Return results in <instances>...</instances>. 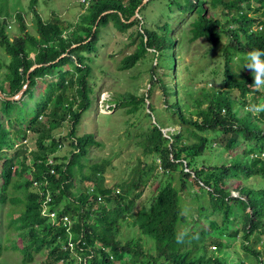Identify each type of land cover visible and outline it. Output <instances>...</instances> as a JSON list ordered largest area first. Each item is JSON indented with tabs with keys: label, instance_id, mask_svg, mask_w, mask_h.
<instances>
[{
	"label": "trees",
	"instance_id": "obj_1",
	"mask_svg": "<svg viewBox=\"0 0 264 264\" xmlns=\"http://www.w3.org/2000/svg\"><path fill=\"white\" fill-rule=\"evenodd\" d=\"M152 1L93 0L74 24L56 15L44 19L37 0H31L36 33L28 30L22 10L12 15L5 10L6 4H0V45L11 56L6 79L0 82L4 94H0V208L5 211L11 206V231L4 229L0 218V258L9 241L23 254L24 264L33 262L36 252L46 253L47 264L73 263L72 252L66 249L70 239L66 228L41 214V195L34 181L47 178L52 210L72 218L73 240L83 248V256H91L88 264H264V184L247 183L253 178L264 181V113L254 116L246 111L248 105L264 102V90L251 86L250 70L234 73L246 63L250 50H264V0H172L182 14L193 17L192 42L206 39L215 48L223 38L228 39L222 47V83L201 87L195 96L175 82L178 54L173 49L180 42L174 22L147 25L145 10ZM141 5L139 16L132 19ZM220 7L224 16L217 17L213 12ZM10 18L20 24L21 32L14 37L8 32ZM177 20L181 23V16ZM111 24L122 34L132 30L129 38L135 49L121 59V70L133 68L150 51L156 60L148 93L122 95L116 105L130 114L146 101L152 108L153 88L158 85L181 130L166 134L155 123L142 134L144 154L154 156L152 165L143 169L144 180L116 184L120 187L117 192L105 185V164L96 162L92 172L83 175L94 192L86 185L78 191L74 182L77 162L89 153L90 145H102L95 134L80 136L78 127L93 100V62L99 55L101 32ZM36 64L39 66L30 71ZM29 71L23 95L8 99L23 89ZM169 77L173 85L166 82ZM37 86L42 87L40 95ZM35 94L39 100L31 108ZM27 111H34L28 119ZM66 125L67 135H57ZM187 135L196 141H188ZM67 138L74 149L68 162L60 161L63 157L56 153ZM30 139L33 147L27 145ZM215 142L228 152V158L208 164L203 157ZM9 151L13 154L5 157ZM199 158L203 159L200 164ZM158 160L169 181L155 183L153 194L142 199L143 187L151 182ZM177 172L179 187L174 184ZM191 178L197 180L202 192L198 194L205 198L199 211L200 215L207 212L208 223L181 231L179 226L186 222L181 193L188 189ZM233 190L239 195H232ZM130 221L153 240L152 250L145 247L141 236L126 241L118 238L123 224ZM185 233L184 242L177 243V235Z\"/></svg>",
	"mask_w": 264,
	"mask_h": 264
},
{
	"label": "rangeland",
	"instance_id": "obj_2",
	"mask_svg": "<svg viewBox=\"0 0 264 264\" xmlns=\"http://www.w3.org/2000/svg\"><path fill=\"white\" fill-rule=\"evenodd\" d=\"M183 2V0H177ZM31 0H0V4H6L5 10L15 14L16 11H23L28 30L36 33V24L34 23V14L30 7ZM171 3V4H170ZM37 10L44 19H51L58 16L67 23H76L79 16L84 12L78 0H37ZM212 13V11H211ZM217 17L224 16V11L220 7L213 12ZM148 19L147 25L155 27L162 24L166 20L174 22V34L178 41V47L173 49L177 52L176 58V83L183 85L193 96L199 94L201 87L212 88L217 86L216 81H220L221 74L225 68V59L222 53V47L228 42L227 38H223L219 47H213L206 39H199L192 42L190 40L192 16L184 15L178 6L172 4V0H153L149 7L145 10ZM181 16V23L177 18ZM11 20V18H10ZM13 21V22H12ZM8 32L14 37L20 34L19 22L14 18L9 22ZM129 30L126 34H122L116 30L111 24L101 32V40L99 42V55L93 62L94 75L91 84L94 87L93 100L91 106L83 113L81 123L78 127L80 136L95 134L97 141L102 143L101 146L95 144L90 145L89 153L80 158L75 167L74 182L75 188L81 191L85 185L94 188L91 182L84 181L83 175L92 172V164L98 162L105 164L104 177L105 185L114 187L118 191L116 184L127 183L131 180H144L143 169H148L152 165L154 156L144 154L143 133L152 128L155 123L162 126L166 134L175 133L181 130V125L174 118L172 111L167 108L162 88L158 85L153 88V99H151V107L149 101H146L136 113H127V108L117 106L116 99L122 95L133 93L138 96L147 94L150 89L152 78L151 68L156 63L154 54L150 51L140 60L136 66L129 70H121L119 68L121 59L131 53L135 49V45H131ZM11 56L0 45V82H4L8 73L7 63ZM236 61H238L236 59ZM163 70V69H162ZM161 70V71H162ZM171 72V71H170ZM170 85L174 84L171 77L166 79ZM41 86H37L36 92L41 94ZM238 95V92L234 93ZM183 98H188V94H183ZM39 100L35 94L31 101V108ZM110 106V107H109ZM34 111H27V119ZM69 126L66 125L57 133L59 136H66ZM190 142L196 141L194 136L187 135ZM33 140H28V147H33ZM74 148L70 145V139L60 147L56 153L60 161L67 160ZM12 152V151H11ZM6 152L5 157H10L13 153ZM207 163H221L228 158V152L223 151L218 142L213 147L208 148L206 156ZM143 161L144 164H140ZM203 159L199 158V164ZM146 165V168H143ZM3 167V161L0 160V173ZM163 169L158 160L157 169L151 176V182H146L142 199L149 198L153 194L154 185H164L169 181L168 175L162 173ZM174 184L180 186V177L177 172ZM249 185L256 187L263 186L264 181L259 178H253L247 181ZM198 193H202L200 187L197 186V180L191 178L189 180L188 189L181 193V206L184 209L186 222L179 226V230L187 231L193 226L198 225L202 228L206 226L208 220L204 215H200L199 207L204 205L205 198ZM232 195L238 196V191H232ZM139 200V205L141 200ZM207 199V197H206ZM10 204L5 211L0 208V218L4 229L11 231L8 227V213ZM138 207V206H137ZM18 214V212L16 213ZM233 226H231V229ZM15 233V231H12ZM16 236V235H15ZM142 237L146 248L152 250L153 240L140 232V230L132 224L124 223L123 229L119 233L118 238L121 241L130 240L135 237ZM21 243V239H18ZM241 239L235 244H240ZM9 248L4 252L0 261L3 264H24L23 254L20 250L14 249L11 242H7ZM236 247V246H235ZM234 247V248H235ZM233 250V248L231 249ZM232 251L231 256H233ZM49 258L46 253L36 252L35 260L27 264H47ZM57 264V263H56ZM62 264V262L58 263ZM73 264V263H72ZM75 264V262H74Z\"/></svg>",
	"mask_w": 264,
	"mask_h": 264
},
{
	"label": "clouds",
	"instance_id": "obj_3",
	"mask_svg": "<svg viewBox=\"0 0 264 264\" xmlns=\"http://www.w3.org/2000/svg\"><path fill=\"white\" fill-rule=\"evenodd\" d=\"M80 4V3H79ZM81 5V4H80ZM82 6V5H81ZM90 7V6H89ZM88 7V8H89ZM87 8V9H88ZM82 9L83 11H86L87 9H84L83 6H82ZM245 60H246V63L238 70V71H234V73L236 75H239L240 74V71L241 69H247V70H250V74L253 78V82L251 83V86L254 88V89H257V90H264V50H261V49H253V50H250L246 56H245ZM217 84H220L222 83V81H216ZM15 96H18L15 95ZM110 107V106H109ZM247 112H250L252 115L254 116H258L260 115L261 113H264V102H261V103H254V104H250L248 105L247 109H246ZM6 153V152H5ZM50 161H52L53 163V160L50 159ZM49 161V163H51ZM54 170V169H52ZM51 170V171H52ZM52 173V172H51ZM55 173V171H54ZM45 180H48L47 178ZM44 180V181H45ZM39 181V180H38ZM49 181V180H48ZM49 185H50V182H49ZM35 186V185H34ZM49 187V186H48ZM38 189V188H37ZM50 189V188H49ZM39 190V189H38ZM94 188L90 189V192H94ZM120 190L118 189L117 192H119ZM50 193H51V189H50ZM52 195V194H51ZM99 200H101V196H99L98 198ZM53 200V198H52ZM51 208H52V204H51ZM58 212V211H57ZM42 214V213H41ZM59 214V213H58ZM63 215H68V214H63ZM62 216V215H60ZM69 216V215H68ZM46 217V216H45ZM70 217V216H69ZM49 218V217H48ZM50 219V218H49ZM71 221H72V224H73V220L72 218L70 217ZM52 222V221H51ZM53 223V222H52ZM56 225H59V224H56ZM60 225H63V224H60ZM64 226V225H63ZM67 230V232L69 233V236L71 237V234H72V238H73V226L71 225L70 227V230L64 226ZM184 235L185 234H178L177 237H176V242L179 243V244H182L184 242ZM77 244V243H76ZM82 248L79 244H77V251L81 252V249ZM69 250V249H67ZM73 255V253H72ZM87 257V261L88 259L91 258V256H86ZM73 264L74 262H76L75 260V257L73 255ZM76 264V263H75Z\"/></svg>",
	"mask_w": 264,
	"mask_h": 264
},
{
	"label": "built area",
	"instance_id": "obj_4",
	"mask_svg": "<svg viewBox=\"0 0 264 264\" xmlns=\"http://www.w3.org/2000/svg\"><path fill=\"white\" fill-rule=\"evenodd\" d=\"M92 1L93 0H78V2L83 6L84 9H87L92 4ZM50 162L52 163V161ZM51 172L54 173V170H52ZM34 185L35 187L39 189V192L41 195L42 215L49 217L50 220L54 224H59V225L63 224L70 230V227L72 225V221L70 217L68 215L60 216L56 210H52L51 208V204L53 200H52V195L50 193V189L48 187L49 181L48 180H45V181L35 180ZM66 249H69L73 253L75 260H76L75 262L76 264H88L87 257L83 256V254L81 253L83 251V248H80L81 252L77 251V244L74 242L72 238V234L69 239L68 245L66 246Z\"/></svg>",
	"mask_w": 264,
	"mask_h": 264
},
{
	"label": "water",
	"instance_id": "obj_5",
	"mask_svg": "<svg viewBox=\"0 0 264 264\" xmlns=\"http://www.w3.org/2000/svg\"><path fill=\"white\" fill-rule=\"evenodd\" d=\"M147 1H148V0H144V3L147 2ZM144 3H143V4H144ZM143 4H142V5H143ZM142 5L139 6V7L137 8V12H136V14L133 16L132 19H134V18H136V17L139 16V12H140V9H141ZM108 12H110V11L104 12L103 14L108 13ZM97 22H98V21H97ZM96 24H97V23H96ZM95 28H96V27H95ZM38 66H39V64L34 65V66L31 68L30 71H32L34 68H36V67H38ZM30 71H29L28 74H27L28 81H27V83L24 85L23 89L18 93V96L8 97V99H10V100H14V99L19 98V97H21V96L23 95V93L25 92V89L28 87V84H29ZM0 94H1L2 96H4V94L1 92V90H0Z\"/></svg>",
	"mask_w": 264,
	"mask_h": 264
}]
</instances>
